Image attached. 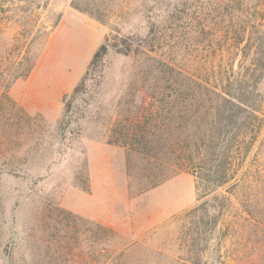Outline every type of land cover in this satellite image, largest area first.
Listing matches in <instances>:
<instances>
[{
    "label": "rangeland",
    "instance_id": "1",
    "mask_svg": "<svg viewBox=\"0 0 264 264\" xmlns=\"http://www.w3.org/2000/svg\"><path fill=\"white\" fill-rule=\"evenodd\" d=\"M163 2L0 0V79L10 81L23 57L29 58L24 68L30 62L35 64V69L54 40L46 56L45 67L50 68L45 80L53 95L59 88L67 90L84 76L106 38L134 35L136 39H144L149 27L156 24ZM247 3L264 10V0ZM71 12H80L95 23ZM68 13L71 14L66 16L55 37L56 29ZM143 62L142 54L136 57L109 51L104 59L102 84L89 85L94 101L86 108L84 120L69 127L66 133L61 132L64 95L63 114L56 123L41 115L47 132L42 135L23 132L13 138L15 146L8 148L5 142L0 146L3 152L0 153V264H264V246L259 243L262 230L256 224L251 227L246 224L245 234H241L243 230H233L231 226L236 221L233 210L232 216L220 218L219 210H215V196H227L229 185L212 192L198 168L180 174L191 176L196 190V203L183 213L198 209L174 223L183 213L160 225L146 223L149 229L144 231L129 230L127 222L120 224L121 230H118L74 213L63 204L64 197L73 188L90 191L86 142L107 143L117 113L128 106L140 86V77L136 76ZM13 85L8 90L11 98ZM136 101L139 105V93ZM78 127L80 133H72ZM121 148L129 197L136 198L147 193L143 191L147 164ZM114 164L118 170L119 160L114 159ZM171 165L163 169L168 175L173 174ZM112 182L114 188L123 192L121 175L115 172ZM184 191L186 205L188 187ZM110 198L107 207L112 212L115 205L124 204L118 196ZM152 198L158 199L151 197L148 205L155 204ZM77 201L71 198V203ZM232 202L239 207L236 199ZM119 214L123 215L122 209ZM120 220L126 221L123 217ZM244 237L250 240L247 256H243Z\"/></svg>",
    "mask_w": 264,
    "mask_h": 264
},
{
    "label": "trees",
    "instance_id": "2",
    "mask_svg": "<svg viewBox=\"0 0 264 264\" xmlns=\"http://www.w3.org/2000/svg\"><path fill=\"white\" fill-rule=\"evenodd\" d=\"M247 1L164 0L144 39L106 38L72 94L64 96L59 127L66 133L84 120L94 101L89 85L102 84L109 51L142 54L144 62L136 76L140 86L117 113L107 144L123 147L147 164L144 192L190 168H198L212 192L229 185L227 196H215V210L224 219L235 211L231 228L243 230L241 234L246 224H256L263 247L264 10ZM28 60L18 62L10 81L0 79V146L4 142L8 148L15 146L13 138L23 132L42 135L48 130L41 115H29L9 95L10 86L34 69L30 62L24 68ZM170 165L174 170L168 175L163 169ZM197 209L177 216L173 223ZM244 240L247 256L250 240Z\"/></svg>",
    "mask_w": 264,
    "mask_h": 264
},
{
    "label": "crops",
    "instance_id": "3",
    "mask_svg": "<svg viewBox=\"0 0 264 264\" xmlns=\"http://www.w3.org/2000/svg\"><path fill=\"white\" fill-rule=\"evenodd\" d=\"M84 20L93 21L86 15L77 12ZM65 15L60 25L56 29V37L59 28L64 24ZM97 23V22H96ZM106 35V34H105ZM104 35V37H105ZM103 37V39H104ZM102 39V40H103ZM54 40L48 47L47 54L39 61L31 76L26 80H18L11 89L13 99L19 103L29 115L40 114L51 123H56L63 114L62 98L71 93L79 83L81 77L69 89L59 88L55 95L51 92L45 78L48 76L50 67H45L46 56L52 49ZM51 96V97H49ZM89 166L90 191L88 193L79 189H71L64 197L63 204L74 213L87 217L95 222L107 227L121 230V225L127 222L129 230H147L146 223L163 224L167 220L189 210L196 203L195 183L191 176L179 175L160 186L141 194L136 198H130L127 172L125 169V156L121 147L112 146L105 142L88 140L86 142ZM114 159L119 160V168L115 169ZM115 172L123 179L122 191L113 187V177ZM188 187L189 202L185 205V191ZM183 188V189H182ZM179 189H182L180 191ZM184 193V194H183ZM110 196H118L122 200V206L115 205V210L110 211L108 201ZM156 196L153 206L147 204L150 198ZM78 199L76 203H71V198ZM123 211L120 216L119 211ZM115 214V215H114ZM123 217L126 221H121ZM137 220V221H136ZM147 228V229H146Z\"/></svg>",
    "mask_w": 264,
    "mask_h": 264
}]
</instances>
